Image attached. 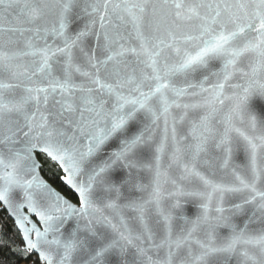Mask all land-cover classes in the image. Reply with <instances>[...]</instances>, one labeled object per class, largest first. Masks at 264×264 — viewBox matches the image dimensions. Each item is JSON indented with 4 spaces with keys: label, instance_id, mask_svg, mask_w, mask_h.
<instances>
[{
    "label": "snow or ice",
    "instance_id": "1",
    "mask_svg": "<svg viewBox=\"0 0 264 264\" xmlns=\"http://www.w3.org/2000/svg\"><path fill=\"white\" fill-rule=\"evenodd\" d=\"M256 100L264 0H0V203L23 243L0 230V249L39 264H264Z\"/></svg>",
    "mask_w": 264,
    "mask_h": 264
},
{
    "label": "trees",
    "instance_id": "2",
    "mask_svg": "<svg viewBox=\"0 0 264 264\" xmlns=\"http://www.w3.org/2000/svg\"><path fill=\"white\" fill-rule=\"evenodd\" d=\"M42 173L44 176L61 192L74 201H78L77 195L70 190L62 181V172L55 166L49 164H43ZM0 230L3 231L6 238H10L15 242L13 247L19 245L23 246L22 241L19 238L18 233L16 232L14 221L4 210L3 206L0 203ZM0 264H39L37 255L32 253L27 258L16 255L13 252L9 251L7 248L0 249Z\"/></svg>",
    "mask_w": 264,
    "mask_h": 264
},
{
    "label": "water",
    "instance_id": "3",
    "mask_svg": "<svg viewBox=\"0 0 264 264\" xmlns=\"http://www.w3.org/2000/svg\"><path fill=\"white\" fill-rule=\"evenodd\" d=\"M254 105L257 109V111H261L264 110V102L256 100L254 101ZM119 147V141L117 139H113L111 141L108 142L107 145H105V148L103 150V153L101 154L102 157H106L108 154H110L112 151L116 150ZM243 155L242 154H237L236 157V162L237 163H243ZM121 175H123V173H121ZM41 176L54 188L56 189L58 192H60L63 196H65L71 203L78 205L79 201H74L72 199H70L68 196H66L63 192H61L59 189H57L42 173L41 171ZM77 195V194H76ZM78 197V195H77ZM1 205L3 206V204L1 203ZM4 208V206H3ZM185 210L189 211L190 213L194 214L197 211L196 205L194 203H186L185 204ZM11 217V216H10ZM12 218V217H11ZM13 219V218H12ZM32 219L34 221H36V217H32ZM38 222V221H37Z\"/></svg>",
    "mask_w": 264,
    "mask_h": 264
}]
</instances>
